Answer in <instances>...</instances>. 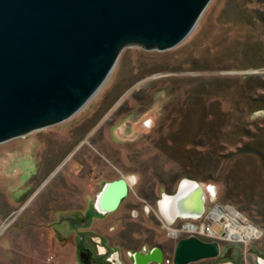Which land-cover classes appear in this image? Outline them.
<instances>
[{"label": "rangeland", "instance_id": "rangeland-1", "mask_svg": "<svg viewBox=\"0 0 264 264\" xmlns=\"http://www.w3.org/2000/svg\"><path fill=\"white\" fill-rule=\"evenodd\" d=\"M106 114L110 116L94 137L105 132L113 144V175L107 180L123 174L138 183L119 210L94 221L95 239L106 236L126 260L131 258L125 253L140 249L143 242L165 248L173 260L177 241L168 239L159 215L152 212L146 218L140 207L139 217H133L129 204H137V196H148L155 207L162 195L176 192L183 178H191L205 189H218L216 198L207 193L204 218L217 205L229 207L263 233L249 224L260 233L251 239H259L247 246H223L222 254L234 250V264H255L252 245L264 249V0H212L192 33L171 50L127 46L106 83L78 114L0 144V264H107L86 263L80 257L75 230L82 227L80 215L57 214L61 197L51 199L49 194L64 171L51 174L38 189L36 182L49 173L33 177L37 181L32 183L28 175L20 178L18 168L34 146L39 149L46 139L54 145L64 131L84 121L94 126ZM150 120L158 126L155 131H150ZM67 196L63 204L71 207L76 201L74 209H86L94 199ZM12 212L15 220L10 224ZM23 222L32 224L30 233L20 232ZM56 222L55 229L49 225Z\"/></svg>", "mask_w": 264, "mask_h": 264}, {"label": "water", "instance_id": "water-1", "mask_svg": "<svg viewBox=\"0 0 264 264\" xmlns=\"http://www.w3.org/2000/svg\"><path fill=\"white\" fill-rule=\"evenodd\" d=\"M211 1L0 0V144L74 117L106 83L124 48L177 47ZM129 189L123 180L106 185L97 209L114 212ZM207 193L216 198L218 189L184 178L174 194L159 199V215L167 225L198 220L206 213ZM96 243L99 257L110 254L101 237ZM220 255L219 242L189 236L177 242L173 264ZM112 257L122 264L118 252ZM132 258L135 264H160L163 253L136 252Z\"/></svg>", "mask_w": 264, "mask_h": 264}, {"label": "flooded vegetation", "instance_id": "flooded-vegetation-1", "mask_svg": "<svg viewBox=\"0 0 264 264\" xmlns=\"http://www.w3.org/2000/svg\"><path fill=\"white\" fill-rule=\"evenodd\" d=\"M119 105L120 102L118 104H115L113 107H111L110 108L111 113H113L118 108ZM109 116H110L109 114H106V116L104 118L103 117L100 118L99 122L96 123L94 126H90L91 125L90 121H84L83 123H80L78 126L74 127L72 131L69 130V133L64 131L63 133L57 136V143L54 145L51 143V141H48V139H46V141H43V143L39 146V149H36L34 146V149L30 151L28 150L29 152L25 155L24 160L20 163V165H18V168L20 167L21 169L19 176L20 178H23L25 175H28L29 177H31L30 181L33 183L34 181H37V179L34 180L33 177H37L41 173L48 172L49 174L46 175V177L42 181L36 182L37 184H40L38 187L39 189L42 185L43 186L45 185L46 180L48 181L51 174L53 175V173L55 172L64 171L65 174L63 179L60 181V184L49 195H52L51 199L53 198V195H59L58 199H60L61 197L62 201L59 203L60 208L57 210V214L63 215L71 212L80 215L79 218L82 227L75 228V230L79 232L77 234V246L79 248V255L86 263L103 261L104 263L112 264L110 260L113 258L112 254L118 252L122 264H135L132 256L136 252H141L142 254L146 255L152 253L154 250L159 249L163 253V261L160 264H173V260L168 258V251L165 248L158 246V244H152L149 242H143L140 249L129 251L128 254L125 253L127 258H131L129 260H126L123 251H121L120 249L117 251L113 249V247L108 242V238L106 236H102V238L104 245L110 250V254L105 257L98 256L97 243L95 237L93 236L95 230L92 229L93 228L92 226L94 224V221L103 218L108 214V213L107 214L101 213L97 209L96 201H97L98 192L100 191L102 192V190L106 185L112 183L110 180L108 181L107 179L111 178L113 175V170H112L113 165L111 166V164L113 163V159H112L113 144L109 141L107 134L105 132L99 139L98 138L96 139L94 136L96 134V131L100 128L101 125L104 124V122L107 120ZM150 122H151L150 131L151 130L155 131L156 129H158L157 124L156 123L154 124L153 120H150ZM147 124L146 126H148ZM58 125L59 124H57V126ZM82 148L84 150L83 153L80 152ZM119 155L121 156V154ZM115 162L117 163L118 160H116ZM24 163L26 165H23ZM107 164L108 165L110 164L111 167L108 168ZM97 169L100 170V173L98 175L96 174ZM12 171L14 174L17 173L14 172L16 170H12ZM121 180L126 181L130 186V189L128 190L126 196L122 199L116 210H119L123 206L125 199L130 194L131 188L133 189V187L136 186L138 183L137 179L133 181L131 177H126L123 174L120 175V179L115 181H121ZM67 195H88V196L94 195L93 197L94 199L92 200L89 199L90 202L86 209H81V208L74 209L73 206H75L74 204L76 203V201H73L74 204H72L71 207H69L70 206L69 204L64 205L67 204L66 202L68 201V199H66L68 197ZM32 196L26 200L24 204L25 206L33 199ZM51 199L49 202L51 203L57 202V201H51ZM137 200H139L137 204L131 203L132 206L129 204V207L134 208L132 211L133 217H137V218L139 217L140 207L143 209L142 213L143 216H145L146 218H149L152 212L159 215L158 201L156 202L155 207H152L150 202H152L153 199L152 200L149 199L148 201V196L146 197L143 196V198L137 196ZM14 213L16 212H12L9 215L10 224H12L13 221L15 220L13 219ZM90 214L93 215V218L89 217ZM85 216L89 217L88 220L85 219ZM59 219L61 221L68 220V218L60 217V216ZM159 219L163 222V228H164V224L166 223L162 220L160 215H159ZM58 222L51 223L49 225L53 227L54 225H57ZM28 227L31 228L33 226L32 224L29 223L24 224L23 222V225L20 228V232L30 233L31 229ZM53 228L55 229L56 227L54 226ZM168 239L172 240L170 238ZM252 246L253 248L250 249L249 253L251 254V256L253 255L255 259V264L258 263L264 264V249H261L255 245ZM222 253H223V249L221 251V255L219 257V261L217 262V264H234L233 249L227 250L224 254ZM245 255L246 254H244V256ZM151 264H159V263L154 262Z\"/></svg>", "mask_w": 264, "mask_h": 264}, {"label": "built area", "instance_id": "built-area-1", "mask_svg": "<svg viewBox=\"0 0 264 264\" xmlns=\"http://www.w3.org/2000/svg\"><path fill=\"white\" fill-rule=\"evenodd\" d=\"M218 208H222L223 210H225V212H227L226 209L229 207H222L220 205H217L210 212L209 216L205 218L203 216L202 218L198 220L179 219L171 225L164 224V227L167 231L169 238L178 242L182 238L189 237V236H196L197 238L204 240V241H208V242L217 241L220 243V247L222 251L223 246L227 243L241 242L247 246L249 243L254 242L255 240L259 239L263 235V233L258 228H256L252 223H249L248 220L243 218L242 215L235 210L237 214L246 221L247 224H250L251 226L255 227L256 230L260 231L261 236L258 238L257 237L252 238L248 241L228 239L227 231L219 227L217 221L213 218V215H212L213 212ZM235 227L239 229L237 226ZM219 231L224 233V237H222L219 234ZM247 248L248 247H245L244 254L247 253Z\"/></svg>", "mask_w": 264, "mask_h": 264}, {"label": "bare ground", "instance_id": "bare-ground-1", "mask_svg": "<svg viewBox=\"0 0 264 264\" xmlns=\"http://www.w3.org/2000/svg\"><path fill=\"white\" fill-rule=\"evenodd\" d=\"M212 191V190H211ZM223 210L218 208L214 211L213 218L217 221L220 228L227 231L228 239L231 240H246L251 239L252 236H258L260 233L247 224L243 219L240 218L235 211L231 209ZM237 226L239 229H237Z\"/></svg>", "mask_w": 264, "mask_h": 264}, {"label": "crops", "instance_id": "crops-1", "mask_svg": "<svg viewBox=\"0 0 264 264\" xmlns=\"http://www.w3.org/2000/svg\"><path fill=\"white\" fill-rule=\"evenodd\" d=\"M48 201H49V200H48ZM48 201H46V202L44 203V205H45Z\"/></svg>", "mask_w": 264, "mask_h": 264}, {"label": "trees", "instance_id": "trees-1", "mask_svg": "<svg viewBox=\"0 0 264 264\" xmlns=\"http://www.w3.org/2000/svg\"><path fill=\"white\" fill-rule=\"evenodd\" d=\"M183 179H184V178H183ZM183 179H182V180H183Z\"/></svg>", "mask_w": 264, "mask_h": 264}]
</instances>
